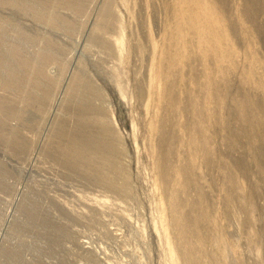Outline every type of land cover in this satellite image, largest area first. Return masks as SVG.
<instances>
[{"label": "rangeland", "instance_id": "obj_1", "mask_svg": "<svg viewBox=\"0 0 264 264\" xmlns=\"http://www.w3.org/2000/svg\"><path fill=\"white\" fill-rule=\"evenodd\" d=\"M194 2L0 0V264H264V0Z\"/></svg>", "mask_w": 264, "mask_h": 264}, {"label": "bare ground", "instance_id": "obj_2", "mask_svg": "<svg viewBox=\"0 0 264 264\" xmlns=\"http://www.w3.org/2000/svg\"><path fill=\"white\" fill-rule=\"evenodd\" d=\"M194 1H198V0H180L181 3H179L178 10H177L178 18H179V22H178L179 26L189 25L190 27L195 28L198 25V23H200V20L202 18V15L199 14L200 7H199V4ZM193 9L195 11H191ZM200 15H201V18H200ZM124 43H125L124 38L122 37L120 39V45L124 46ZM172 254L175 256L174 264H179L178 263L179 258L174 249L172 251Z\"/></svg>", "mask_w": 264, "mask_h": 264}]
</instances>
